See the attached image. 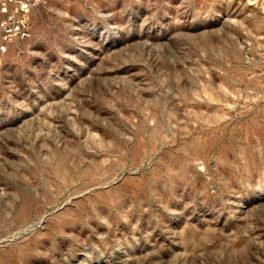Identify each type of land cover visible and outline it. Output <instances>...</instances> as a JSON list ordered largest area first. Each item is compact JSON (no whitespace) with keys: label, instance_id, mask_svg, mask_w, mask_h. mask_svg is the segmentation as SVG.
<instances>
[{"label":"rangeland","instance_id":"rangeland-1","mask_svg":"<svg viewBox=\"0 0 264 264\" xmlns=\"http://www.w3.org/2000/svg\"><path fill=\"white\" fill-rule=\"evenodd\" d=\"M0 264H264V0H48L0 54Z\"/></svg>","mask_w":264,"mask_h":264},{"label":"built area","instance_id":"built-area-1","mask_svg":"<svg viewBox=\"0 0 264 264\" xmlns=\"http://www.w3.org/2000/svg\"><path fill=\"white\" fill-rule=\"evenodd\" d=\"M47 3L48 0H0V54L30 36L33 11Z\"/></svg>","mask_w":264,"mask_h":264},{"label":"snow or ice","instance_id":"snow-or-ice-1","mask_svg":"<svg viewBox=\"0 0 264 264\" xmlns=\"http://www.w3.org/2000/svg\"><path fill=\"white\" fill-rule=\"evenodd\" d=\"M25 7H26V5H25Z\"/></svg>","mask_w":264,"mask_h":264}]
</instances>
